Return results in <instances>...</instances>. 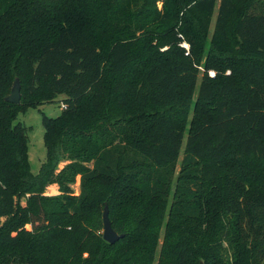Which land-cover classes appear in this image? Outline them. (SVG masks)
Instances as JSON below:
<instances>
[{"label": "trees", "instance_id": "obj_1", "mask_svg": "<svg viewBox=\"0 0 264 264\" xmlns=\"http://www.w3.org/2000/svg\"><path fill=\"white\" fill-rule=\"evenodd\" d=\"M201 261L264 264V0H0V264Z\"/></svg>", "mask_w": 264, "mask_h": 264}, {"label": "rangeland", "instance_id": "obj_2", "mask_svg": "<svg viewBox=\"0 0 264 264\" xmlns=\"http://www.w3.org/2000/svg\"><path fill=\"white\" fill-rule=\"evenodd\" d=\"M13 81L8 86V91L11 89ZM200 85V79L197 86ZM65 95H59L52 102H46L38 106H30L24 112L19 113L15 122L22 123L27 127L28 139H29V161L33 173H38L43 162L46 160L47 148L45 145V127L43 124L44 117H57L61 114L63 108L62 103L64 102ZM66 162L61 163L60 167ZM72 187L75 192L80 191V178L77 180ZM46 192L48 194L59 193L58 184H51L47 187Z\"/></svg>", "mask_w": 264, "mask_h": 264}, {"label": "water", "instance_id": "obj_3", "mask_svg": "<svg viewBox=\"0 0 264 264\" xmlns=\"http://www.w3.org/2000/svg\"><path fill=\"white\" fill-rule=\"evenodd\" d=\"M21 83L19 78H16L13 84V87L11 89V93L5 97V100L11 103L19 104L21 102ZM103 222H104V228H103V236L106 240L110 242H115L120 237H122L124 234L119 233L112 225L110 216H109V207L108 204L105 205L103 210ZM200 264H204L203 261L200 262Z\"/></svg>", "mask_w": 264, "mask_h": 264}, {"label": "built area", "instance_id": "obj_4", "mask_svg": "<svg viewBox=\"0 0 264 264\" xmlns=\"http://www.w3.org/2000/svg\"><path fill=\"white\" fill-rule=\"evenodd\" d=\"M183 46L189 50V45L187 43H184ZM210 75L211 76H215V72L214 71H210ZM62 108L66 109L67 108V104L65 102L62 103Z\"/></svg>", "mask_w": 264, "mask_h": 264}]
</instances>
